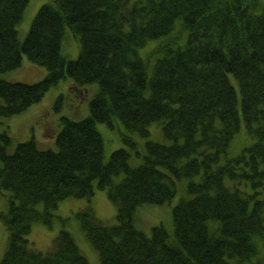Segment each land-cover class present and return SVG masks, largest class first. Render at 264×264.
Listing matches in <instances>:
<instances>
[{
	"label": "trees",
	"instance_id": "trees-1",
	"mask_svg": "<svg viewBox=\"0 0 264 264\" xmlns=\"http://www.w3.org/2000/svg\"><path fill=\"white\" fill-rule=\"evenodd\" d=\"M28 1L0 0V74L23 54L47 73L32 83L0 77V116L24 111L66 76L77 94L97 89L86 117H62L57 150L30 139L8 153L0 131V194L10 191L0 264H88L65 228L46 252L27 234L33 222L52 224L60 200L96 188L117 203L116 222L90 206L74 214L100 264H264V0H46L19 41ZM66 28L75 59L61 53ZM115 119L143 136L159 121L171 142L147 140L137 166L123 147L104 161L96 123ZM237 141L246 142L234 152ZM180 179L173 234L160 224L146 235L136 207L169 201Z\"/></svg>",
	"mask_w": 264,
	"mask_h": 264
},
{
	"label": "rangeland",
	"instance_id": "rangeland-1",
	"mask_svg": "<svg viewBox=\"0 0 264 264\" xmlns=\"http://www.w3.org/2000/svg\"><path fill=\"white\" fill-rule=\"evenodd\" d=\"M45 1H28L23 17L17 27L19 41H23L27 35L36 12ZM78 52V43L69 29L66 28L61 45V53L70 59H75L78 56ZM46 73L47 67L45 65L34 62L26 54H23L20 66L2 72L0 77L9 81L32 83L41 80ZM230 77L233 84L236 85L233 76ZM71 83V78L66 76L52 85L39 101L31 104L24 111L9 116H0V131H6L11 138V142L7 147L8 153H12L19 142L30 139L35 141L38 149H58L56 139L62 128V117L65 116L73 120L86 117L89 114V101L97 89V83L92 82L87 85V90L81 89V94H77L70 89ZM59 96L62 97L58 102ZM96 126L104 142V161L109 159L113 150L123 147L130 153V164L137 166L144 160L147 140L171 142L170 139L165 137L162 124L159 121H154L148 125L149 134L146 136L139 134V132H128L117 119L113 121V125L106 121H98ZM122 133L130 134L134 138L136 146L133 147L127 144L123 139ZM244 142L246 141H237V145L240 146ZM243 146H234V149L237 150H232L237 152ZM1 165L2 162L0 160V167ZM120 177L121 175H118L115 179L118 180ZM177 182L178 190L176 195L169 201L144 203L136 207L133 215L134 224L146 235L150 236L153 227L160 224L165 227L168 233L173 234L172 208L181 198L180 195L185 180L180 179ZM9 198L10 191L3 190L0 194V261L8 243V234L2 214L8 212ZM87 206H90L96 217L104 223L112 224L116 222L117 203L109 197L106 188H96L94 194L90 197H67L60 200L57 207L53 210L54 217L50 226L41 221L33 222L27 234L28 246L42 252L52 250L54 238L59 229L65 228L73 236L80 251L87 258L88 264H100L98 249L89 242L80 226L79 219L74 214ZM38 208L42 209L43 205L40 204Z\"/></svg>",
	"mask_w": 264,
	"mask_h": 264
}]
</instances>
